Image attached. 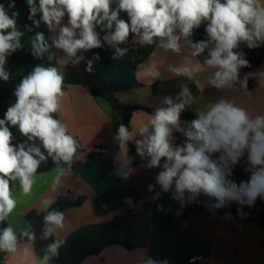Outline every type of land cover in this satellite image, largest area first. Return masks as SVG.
I'll return each mask as SVG.
<instances>
[{
  "label": "clouds",
  "instance_id": "clouds-1",
  "mask_svg": "<svg viewBox=\"0 0 264 264\" xmlns=\"http://www.w3.org/2000/svg\"><path fill=\"white\" fill-rule=\"evenodd\" d=\"M26 3L27 18L32 25L39 28L43 24L49 32L55 33L51 44L43 31L30 37L32 55L36 58L43 59L54 47L79 62L84 57L78 56V52L102 48L106 43L115 49L112 58L116 60L128 51L119 45L130 36L137 37L140 45H152L158 39V46L165 51L180 53L183 41L191 49V57H199L208 49L207 57L203 65L199 61L186 62L170 65L169 70L176 76L193 80L205 68L214 69L208 83L218 90H236L238 84L247 91L249 76L241 79L240 69L250 64L244 58L245 53L235 50L242 42L249 49L264 43V0H26ZM15 8V0H8L7 6L0 3V81L5 83L12 76L7 67L9 57L22 49L21 37L25 35L18 29L20 13ZM121 13H125L127 19L121 18ZM202 24L208 39L193 42L190 39L193 30ZM24 27L28 32L33 30L27 25ZM101 33H104L102 38ZM54 58L55 53L51 52L47 61ZM95 58L99 59V54ZM147 74L153 79L159 77L158 70ZM65 79L60 67L51 63L48 66L37 64L14 87L15 102L0 119V224L10 220L21 197L33 195L38 181L48 183L46 177L50 176L55 190L61 178L72 172L80 143L57 115L63 112ZM176 100L179 102L164 98L163 104L167 106L157 107L147 123H141L138 133L142 139L135 141L137 153L151 158L148 167H160L161 160H165L157 177L162 190L168 192L174 185L173 196L181 202L185 193L189 194V202L203 193L218 201L216 208L228 201L251 206L257 197L264 196V114L251 116L246 109L220 99L209 104L207 111L198 112L184 131L187 138L184 145L174 147L172 131L181 130V112L193 100L186 85L182 86ZM11 128H16L25 139L14 143ZM132 138L128 127L120 124L115 137L120 149L126 152ZM245 150L251 165L245 170L251 175L248 181L237 185L227 180L226 174L231 175L229 165H235ZM214 153L221 155L214 160ZM49 159L55 167L50 173H41V165ZM16 185L19 195L13 193ZM41 203L46 210L51 208L53 200L46 198ZM43 221L42 238L47 239L57 228L63 227L64 214L47 211ZM28 224L19 234L11 223L0 228V253H4L6 259L18 251H22L25 260L35 255L34 248L20 247L24 238L28 245L37 238L36 233L29 230L31 222ZM59 246L60 242L49 244L42 259L34 264H48L50 258L57 255ZM142 264L157 262L148 258Z\"/></svg>",
  "mask_w": 264,
  "mask_h": 264
},
{
  "label": "crops",
  "instance_id": "crops-1",
  "mask_svg": "<svg viewBox=\"0 0 264 264\" xmlns=\"http://www.w3.org/2000/svg\"><path fill=\"white\" fill-rule=\"evenodd\" d=\"M4 4L7 6V2ZM14 10L20 13L18 29L25 32L21 37L23 47L16 53L32 55L31 36L22 26L29 13L26 0L22 4L16 3ZM125 16V13H121V18ZM36 18H39V14ZM34 29L36 32L43 31L45 39L51 43L55 33L49 32L43 24ZM190 39L193 42L201 41L196 40L194 35ZM134 41L139 42V39L135 37ZM181 43V52L173 53L159 47L157 39L147 58L128 50L123 57L116 59L110 66L107 81L118 100L126 105L150 109L166 107L164 98L179 102L176 97L181 93L182 86L195 84L198 95L193 96L190 104L186 105L195 116L198 112L207 111L209 104L220 99L246 109L251 116L264 114V76L261 75L264 64L252 72L257 82L255 88L246 91L236 85V90H218L208 83V76L214 69L205 68L193 80L176 76L169 70L170 65L179 66L186 62L199 61L203 65L207 57L208 49L199 57H191L189 46L183 41ZM246 49L247 45L242 42L235 51ZM51 52L55 53V58L49 62L47 56ZM36 59L40 64L51 63L62 71L79 63L75 62V58L69 59L65 53L52 48L44 54L43 59ZM14 64L17 68H12L8 61L7 67L12 73L11 78L19 79L26 74L27 64ZM153 69L159 72L156 79L147 74ZM243 73L244 68H241L240 75ZM64 90L63 112L58 117L68 125L82 149L77 151L72 172L61 178L55 190L51 187L49 176L46 177L48 183L38 181L31 197L20 198L17 209L7 221L17 234L22 228L29 227L26 218L29 212L42 213L47 210L42 207L44 199L51 198L54 204L59 197L73 200L84 198L82 205L63 212L64 225L53 233L60 242L59 254L71 262L142 264L144 260L152 258L157 264L164 261L167 264H192L191 258L203 256L209 258V264H264V229L258 223L242 222L232 230L233 220L229 216L205 212L183 222L166 224L169 214L177 211L182 202L173 196L174 185L164 192L157 181L165 160H161L160 167H148L151 158L147 154L140 156L135 143L142 139L138 133L141 123H147L153 114L141 109L134 111L130 131L133 138L126 145L125 152L115 139L119 125H125L123 112L113 109L105 99L94 98L84 86H65ZM189 127L190 123L180 116L181 130L174 128L172 131L171 143L174 147L184 145L187 140L184 131ZM96 146L104 147L107 156L90 160L89 154ZM220 155L214 153L212 159ZM246 161L247 150L236 165ZM246 180V177L241 178V181ZM13 193L19 195L18 185L14 186ZM25 246L34 248L35 255L25 260L22 251H18L10 258L0 259V264H34L37 259H42L43 255L34 243L28 245L27 240L22 241L21 249ZM95 250L99 252L87 255ZM48 264L59 263L50 259Z\"/></svg>",
  "mask_w": 264,
  "mask_h": 264
},
{
  "label": "trees",
  "instance_id": "trees-1",
  "mask_svg": "<svg viewBox=\"0 0 264 264\" xmlns=\"http://www.w3.org/2000/svg\"><path fill=\"white\" fill-rule=\"evenodd\" d=\"M8 3V0H0V3ZM16 3L22 4L23 0H15ZM28 15H26L22 26L24 27L27 25L31 27L33 30L28 32L27 29H24L28 32V34L32 37L35 35L36 31L31 23L28 20ZM127 19V16L123 17ZM104 33H101V38ZM193 35L196 40H204L207 37V34L204 30V27L194 29ZM135 37H129V40L124 44L119 45L121 48H126L129 51L137 52L144 58L150 56L151 51L155 43L152 45H140L139 42L134 41ZM50 43V42H49ZM51 44V43H50ZM59 53H63L62 50L52 48ZM115 52V49L108 46L106 43L102 48H96L89 51H81L78 52V56H83L84 58L79 61L77 66H68L63 71L65 74V86H84L86 87L91 95L96 99H105L113 109L121 110L123 112L124 123L125 126L128 127L129 131H131V118L134 111L141 109L148 113L154 114L155 109L145 108L141 106H131L126 105L118 100L115 96V93L111 89L108 81H107V74L110 72V66L115 61L112 56ZM240 52L245 53V59L249 61V67H243L244 73L240 75V78L243 79L245 75L249 76L248 79V88L247 90H251L257 86L256 80L252 76V72L257 68L261 67L264 64V43L260 46L242 50ZM99 54V59L95 58V55ZM10 58L16 64L26 63L27 69L26 74L30 72L34 66L40 64L38 60L28 53H13ZM89 63H92V66L89 67ZM43 66H48V64H42ZM19 79H12L5 83L0 81V119L3 118L4 112L7 110L11 103L15 102V97L13 95L14 87L16 84L19 83ZM239 87V85L237 84ZM189 91L193 96L198 95V89L195 84H190L187 86ZM240 88V87H239ZM241 89V88H240ZM244 90V89H243ZM58 115V114H57ZM181 118L188 121L191 124L193 119H196L195 116L186 106L185 109L181 112ZM13 135L15 137V142H20L25 138L20 135L16 128H11ZM133 150L131 151L132 154ZM133 155V154H132ZM107 156V151L102 146H96L94 150L89 154L90 160H98L101 158H105ZM77 157V155H76ZM76 163L75 162L73 165ZM55 166L53 165L51 159L48 160L46 164H42L39 171L41 173H48ZM246 168H251L248 160L240 165H232L231 175L226 174V179L235 182L239 185L242 181V177H246L248 181L250 178V171H246ZM235 175V177H231ZM245 181V182H246ZM188 193H185L184 200L181 203L179 209L171 214H169L166 224H172L176 222H183L186 221L190 217H198L200 214L205 212H212L220 215L229 216L233 220L232 230H235L237 225L242 222H255L258 223L264 229V196L257 197L255 203L249 206L247 203L240 204L235 201H228L223 206L216 208L214 207L218 201L210 196L204 195L200 193L196 195L191 202L188 201ZM84 198H78L73 200L70 197H59L57 201L51 206V208L47 209L42 213H38L35 211H31L26 215L28 222H31V231L36 233V240L34 245L36 248L41 252L44 256L47 251V246L53 242H57L55 236L48 237L47 239L42 238L43 231H44V221L43 216L47 214V211L56 210L59 212H64L68 209L79 207L84 202ZM8 223L7 221L5 224H0V228H3ZM117 224V221L115 223ZM27 239L24 238L22 241H26ZM21 241V242H22ZM127 246V245H126ZM99 250H95L93 252L88 253H98ZM5 254L0 253V259L4 258ZM50 259L58 262L59 264H79L80 262H71L61 256L57 249V255L52 256Z\"/></svg>",
  "mask_w": 264,
  "mask_h": 264
},
{
  "label": "built area",
  "instance_id": "built-area-1",
  "mask_svg": "<svg viewBox=\"0 0 264 264\" xmlns=\"http://www.w3.org/2000/svg\"><path fill=\"white\" fill-rule=\"evenodd\" d=\"M92 66V63H89V67ZM82 147L80 146V148L78 150H81ZM230 170H232V165H229ZM231 177H235V175H232ZM190 262L192 264H209L210 260L207 257H203V256H195L193 258L190 259Z\"/></svg>",
  "mask_w": 264,
  "mask_h": 264
},
{
  "label": "rangeland",
  "instance_id": "rangeland-1",
  "mask_svg": "<svg viewBox=\"0 0 264 264\" xmlns=\"http://www.w3.org/2000/svg\"><path fill=\"white\" fill-rule=\"evenodd\" d=\"M9 62H10V66H12V68H13V66L15 67V68H17V65H15L14 63H12L13 61H12V59L9 57V60H8ZM12 64H14V65H12Z\"/></svg>",
  "mask_w": 264,
  "mask_h": 264
}]
</instances>
